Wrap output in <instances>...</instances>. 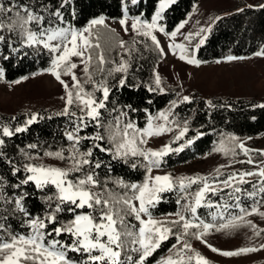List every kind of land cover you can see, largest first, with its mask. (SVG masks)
<instances>
[{
  "label": "snow or ice",
  "instance_id": "1",
  "mask_svg": "<svg viewBox=\"0 0 264 264\" xmlns=\"http://www.w3.org/2000/svg\"><path fill=\"white\" fill-rule=\"evenodd\" d=\"M176 2L158 0L154 14L149 13L150 19H146L142 12L129 16V3L143 8L144 0H121L118 23L125 33L150 37L159 54L166 55L153 33H165L174 41L185 27L187 21L166 32L160 23L165 10ZM71 3L72 0H0V44L13 53L35 45H42L48 51L50 67L45 71L54 76L65 92L62 97L64 107L55 115L68 117L70 123V128L64 132L68 141L66 147L45 150L42 154L19 149L27 161L22 164L9 155L5 138L29 131L38 118L44 117L30 113L22 125L0 124V165L8 168L7 176L0 173V264H153L155 254L170 239L175 243L168 249L169 254L155 260V264H211L200 250L193 247L192 240L199 241L222 257L264 251V243L259 246L251 243L264 234V228L245 219L252 215L264 218V211H261L264 208V150L248 148L236 136L228 135L214 151L225 156L230 154L232 160L217 167L214 173L180 177H173L170 173L153 175V171L165 163L164 158L169 153H179L194 142L187 139L178 147L172 146L188 133V121L184 120L181 125L170 119L174 116L172 109L178 106L177 101H172L169 109L157 116L149 114L145 127H139L130 118L129 112L136 111L131 106L128 111L115 106L109 108L112 88L128 84L133 48L127 41L119 39L117 47L120 51L116 53L119 60H109L97 29L108 28L113 33L115 29L110 28L104 15L90 19L83 27H76L71 23L76 16L75 10L65 16ZM205 31L210 28H201L195 35ZM193 35L188 33L185 39L190 41ZM14 36L18 41L13 39ZM205 39L201 38L197 47L203 45ZM136 43L134 38L132 44ZM167 48L173 55L178 49L181 61L197 67L201 64L194 56L189 58L185 54L188 49L182 43H170ZM255 55L264 56V48ZM242 59L245 57L227 56L228 61ZM108 64L113 66L106 70ZM78 69L83 79L77 75ZM94 71L99 73V79ZM106 71L107 76L120 74L116 85L108 83ZM154 73L155 87H149V91L163 93L162 78L155 70ZM62 76L69 77L70 81ZM3 78L4 69L0 68V79ZM191 102L188 95L179 101ZM206 104L214 107L211 100ZM255 107L264 109V103ZM11 119L16 120L15 117ZM173 124L179 132L171 144L158 149L147 146L149 139L172 132L170 125ZM89 128L91 133L86 132ZM89 141L90 146L82 148V144ZM38 147L35 143L27 145L29 150ZM97 152L128 164L133 170L142 168L145 178L141 182L101 181L97 170L104 161L96 155ZM253 152L261 158L254 159ZM240 153L245 159H235ZM43 157L64 162L65 166L34 162ZM236 164L252 167L236 169ZM106 167L111 171L110 163ZM225 168L233 170L222 171ZM29 185L42 194L41 199L46 205L43 215H33L26 206L31 196L27 190ZM116 188L121 191L117 192ZM167 193L177 195L179 208L169 214L170 218L160 219L153 215L152 209L165 199ZM213 197H219V200L214 202ZM201 208H215L216 211L208 212L209 220L198 214ZM63 213L69 218L62 219ZM245 224L253 233L247 246L222 250L207 239L214 232H231Z\"/></svg>",
  "mask_w": 264,
  "mask_h": 264
},
{
  "label": "trees",
  "instance_id": "2",
  "mask_svg": "<svg viewBox=\"0 0 264 264\" xmlns=\"http://www.w3.org/2000/svg\"><path fill=\"white\" fill-rule=\"evenodd\" d=\"M199 0H177L174 5L169 6L165 10L162 23L167 32L173 31L176 26L183 21L191 12L194 5ZM7 2V0H5ZM27 2V0H25ZM121 0H72L71 6L65 12L68 17L69 12L75 10L76 16L71 19V23L76 27H83L87 22L99 15L105 18L117 20L121 16L120 9ZM264 0H258L254 5L242 4L231 9L226 14H215L214 22L210 31L206 35L205 43L197 49L196 56L201 62H213L216 60L227 59V56L233 55L237 57H248L255 54L261 48H264ZM158 6V0H144V7L134 6L129 3V14L131 16L138 13H144V18H150L149 13H154ZM251 6V7H250ZM242 11H239L241 10ZM220 17V19H216ZM101 34V43L105 50V54L109 60L115 58L120 51L117 47L118 40L123 39L133 48L131 57L132 69L128 74V84L125 87H113L110 94L109 108L115 106L118 109L128 111V106L136 111H130V118L137 123L139 127H144L147 123L149 114L152 116L160 111L169 109L172 101H177L178 106L172 109L175 119L183 124L184 120L188 121L189 131L181 141L172 144L178 147L187 139H193L191 145L184 147L179 153H169L164 158L165 163L162 165L168 173L173 177L207 175L214 173V170L220 165L227 164L232 160L231 155L225 156L223 153L216 152L214 149L218 147L219 142L228 135H234L242 140L248 148L261 150L260 140L264 137V109L255 107V105L264 103L263 97H231L224 95H212L209 97L200 94H191V103H179L182 99H178L179 90L176 85H166L163 93L159 91H149V87L154 85V70L162 56L156 50L150 37L131 35L126 38L120 37L116 32L113 33L108 28L100 27L97 29ZM137 41L132 44L133 39ZM18 41V37H13ZM197 43V39L193 40ZM95 65V55L93 53ZM5 56L10 57L4 59ZM127 58V57H126ZM51 55L42 45L31 47H23L18 53H13L0 44V68L4 69V78L1 82H10L43 71L50 67ZM113 65H105L107 70ZM94 75L99 79V73L94 71ZM107 76V71L105 73ZM120 74L115 73L107 76L110 85H116ZM78 76L83 79L80 71ZM99 95V94H98ZM211 100L214 107H208L206 101ZM51 102H42L30 107H18L15 111H6L0 109V124L11 123L13 126L22 125L30 113H39L44 119H39L29 127V131L19 133L12 138H5L7 142V151L11 158L17 163L27 162L19 149L32 151L35 154L39 151L41 154L45 150H57L66 147L68 141L64 138V132L70 128L69 118L66 116L55 115L62 111L64 104ZM107 118H111L105 113ZM12 117L16 120L12 121ZM49 117H51L49 119ZM107 122V121H106ZM173 126H175L173 124ZM176 127V126H175ZM179 131V129L177 128ZM91 133L92 129L86 130ZM203 133V135H199ZM174 138L170 140V144ZM35 143L39 147L37 150H29L27 145ZM91 142H84L82 148L90 146ZM96 155L104 161L101 169L97 172L101 181L107 179L109 182L116 179H124L128 182H141L144 177L142 168L133 170L128 164L121 161L111 160L110 156L97 152ZM254 159H260L256 152L251 154ZM235 159H245L243 153H240ZM34 162L43 163L51 166H65L64 162L56 161L49 157L37 159ZM196 162L193 172L184 175L180 172V168ZM110 163L111 171L106 165ZM252 166L248 164H236V169H250ZM232 168H225L222 171L230 172ZM0 173L5 176L8 174L7 165H0ZM188 173V172H186ZM15 179V178H14ZM114 186V185H113ZM247 187V186H246ZM27 190L31 193L27 201V207L33 215H43L46 211V205L41 199L42 194L34 190L33 186H27ZM119 192L121 189L116 188ZM177 195L175 193L165 194V199L161 201L154 209L153 215L156 217L169 216L175 213L179 206L176 204ZM214 202L219 197L212 198ZM209 211L215 212L216 209L201 208L198 214L207 219H211L207 214ZM236 211V210H233ZM264 211V208H261ZM62 219L69 218L67 213L61 214ZM251 220L259 228H264V218L259 215H252L245 218ZM13 223H16L15 221ZM223 238L222 243L226 240L238 239L239 245L233 248L222 247L219 239L208 236V241L213 246L222 250H234L236 248L247 246L250 244L249 237L253 235L251 229L245 225L231 232H220ZM222 240V239H221ZM193 247L201 251L207 257L211 264H264V251L250 253L237 257H222L216 253H212L207 247L199 241L192 240ZM175 243L174 239H170L155 254V260L160 259L166 251ZM251 243L259 246L264 243V234L256 237ZM153 260V263L155 262Z\"/></svg>",
  "mask_w": 264,
  "mask_h": 264
},
{
  "label": "rangeland",
  "instance_id": "3",
  "mask_svg": "<svg viewBox=\"0 0 264 264\" xmlns=\"http://www.w3.org/2000/svg\"><path fill=\"white\" fill-rule=\"evenodd\" d=\"M257 1L258 0H199L187 17L181 21H187V23L177 34L174 41L165 33L154 31L153 34L160 40L161 47H164L166 53L155 67V71L158 72L162 78L161 86L165 89L166 85H176L179 90L178 99H182L184 95L190 96L191 94H200L206 97L212 95L263 97L264 56L252 54L242 60L228 61L227 59H223L213 62H201L197 67L188 64L186 61H181L179 59L180 53L178 49L176 50V54L173 55L172 50L167 48V45L170 43H182L188 49L185 54L189 58L194 56L198 59L196 56L198 49L197 45L199 40L206 37L209 31H205L200 35H195V33L200 32L201 28H211L215 20V14H226L231 9L242 4L254 5ZM129 16L131 15L129 14ZM118 20L119 19L112 20L106 18V22L110 28L115 29V32L120 37L126 38L131 35H136L135 33H125L119 25ZM160 23L163 25L162 21H160ZM188 33L194 34L190 41L185 39ZM195 39H197L196 44L193 43ZM217 61L220 62L217 63ZM79 72L80 70L78 69L77 75ZM26 77L27 79H24V77L17 79L20 80V83H15L17 80L10 82L0 81V109L13 112L18 107H30L42 102H54V104H57L58 100L64 104V100L62 99L65 95L64 89L50 73L43 70ZM62 78L66 81H70L69 77L62 76ZM158 113L153 116H157ZM162 122L163 121H154V123ZM170 127L173 128L172 132L149 139L147 146L158 149L165 144H170V140L179 132L175 126L170 125ZM259 145L262 146L261 150H264V137L260 140ZM196 165V162H193L187 166L181 167L180 172H185L184 175H187L194 171ZM166 173H168V171L163 166L153 171V175H163ZM157 218L165 219L170 217L161 216ZM211 236H216V238L219 239L218 242L222 243L223 235H221V233L214 232ZM221 245L225 248H233L239 245V241L238 239L230 238ZM168 254V251H166L162 257ZM153 264H155V262Z\"/></svg>",
  "mask_w": 264,
  "mask_h": 264
}]
</instances>
